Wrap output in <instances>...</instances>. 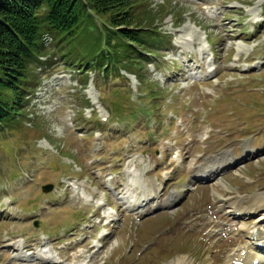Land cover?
<instances>
[{"label": "rangeland", "instance_id": "obj_1", "mask_svg": "<svg viewBox=\"0 0 264 264\" xmlns=\"http://www.w3.org/2000/svg\"><path fill=\"white\" fill-rule=\"evenodd\" d=\"M139 2L165 36L155 57L73 65L62 50L94 51L81 27L46 47L22 113L0 125V264H225L247 243L232 230L262 212L236 219L213 192L264 205V0ZM42 246L55 263L29 258Z\"/></svg>", "mask_w": 264, "mask_h": 264}, {"label": "trees", "instance_id": "obj_2", "mask_svg": "<svg viewBox=\"0 0 264 264\" xmlns=\"http://www.w3.org/2000/svg\"><path fill=\"white\" fill-rule=\"evenodd\" d=\"M139 1L0 0V125L22 113L31 91V69L39 65V56L46 51L43 33L59 48L70 44L81 27L82 31H95L90 55L78 58L69 50L59 51L68 62L74 59L73 65L89 69L107 71L122 61L136 67L145 58L155 57L148 45L158 44L165 36L152 34V28L141 24L151 16L146 10L136 14ZM95 17L103 27L96 26Z\"/></svg>", "mask_w": 264, "mask_h": 264}, {"label": "bare ground", "instance_id": "obj_3", "mask_svg": "<svg viewBox=\"0 0 264 264\" xmlns=\"http://www.w3.org/2000/svg\"><path fill=\"white\" fill-rule=\"evenodd\" d=\"M43 41L45 44H47L50 41V38L47 36L43 37ZM199 68V66H198ZM215 183L220 184L225 187V183L220 181H216ZM215 195L219 197L220 202L223 203L228 208V214H232V216L236 219L238 218H244V216L250 215L254 212L261 211L259 215L257 214L253 223L251 225H245L243 222L238 221V225L234 226L233 232H241L244 237L248 240L247 243H240L237 246H234L232 249H230L229 253L226 256L225 264H264V205L258 206L256 203L251 202L248 207H246L244 210H240L239 208H236L235 201H233L231 197L228 196H221L218 194V192L214 191ZM175 195V192L172 194V197ZM238 198V197H237ZM253 199V198H252ZM148 200L146 197H143L141 200V203H137L136 208H141L140 211L145 210V207L148 203ZM172 200V199H171ZM102 205V204H101ZM99 208H101L99 206ZM263 209V210H259ZM102 217L105 219V224H108L109 222H112L115 217L113 211L112 212H101ZM24 246L20 244H13V245H6L5 249L10 251H19L20 249H23ZM43 247V246H42ZM95 244L91 246L90 249H94ZM46 249V250H45ZM42 250V249H41ZM41 250H38L32 255L29 256L30 259L41 261L45 260L46 263H55L53 260L57 256L52 249L49 247L43 248V252ZM50 251V252H49ZM49 252V254H47ZM97 252V249L94 251V253ZM54 253V254H51ZM51 254V256H50ZM81 255L80 252L77 254L72 255L74 259L78 258ZM57 258V257H56ZM88 257H85V260ZM76 264V263H75ZM176 264H188L183 260H177Z\"/></svg>", "mask_w": 264, "mask_h": 264}, {"label": "water", "instance_id": "obj_4", "mask_svg": "<svg viewBox=\"0 0 264 264\" xmlns=\"http://www.w3.org/2000/svg\"><path fill=\"white\" fill-rule=\"evenodd\" d=\"M52 187H53L52 184H46V185L43 186L42 189L45 190V191H50L52 189Z\"/></svg>", "mask_w": 264, "mask_h": 264}]
</instances>
